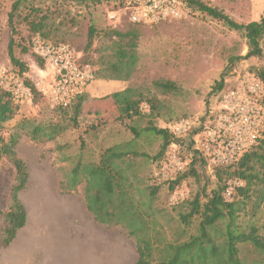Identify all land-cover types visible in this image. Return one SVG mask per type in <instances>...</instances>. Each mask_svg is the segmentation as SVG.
<instances>
[{
    "label": "trees",
    "instance_id": "16d2710c",
    "mask_svg": "<svg viewBox=\"0 0 264 264\" xmlns=\"http://www.w3.org/2000/svg\"><path fill=\"white\" fill-rule=\"evenodd\" d=\"M181 1L234 29L242 30L247 46L245 58L263 56L264 6L257 20L241 24L200 0ZM101 3H113L122 8L135 5L137 0H13L7 15V54L11 63L18 67L19 74L26 69L15 56V46H20L25 52L35 37L51 44H67V26L77 23V11L72 13L71 7L66 5L86 9ZM137 23L101 30L90 23L85 49L91 48L95 39H100L102 43L94 48L98 52L96 59L89 61L85 58L83 62L98 66L94 71L95 77L127 80L132 76L139 60L141 31ZM21 25L25 26L26 36L20 35ZM16 35H19V43L16 42ZM40 63L43 62L40 60ZM260 74L264 81L263 69ZM25 81L32 93V101L37 102L41 95L27 79ZM222 82L215 84L218 89L222 88ZM152 90L164 96L181 92L175 82L158 78L149 86H128L107 95L115 103V122L138 118L145 119V124L140 128L127 125L133 138L104 148L96 161L85 165L78 161L65 174V180L59 181L60 191L72 193L83 183L82 196L94 221L110 228L119 226L134 240L137 260L133 264H264V139L237 161L215 166V183L210 189L200 186L192 195L173 203L177 225L171 236L158 231L148 234L151 226L163 228L154 217L156 209L153 202L159 186L146 187L136 197V176L129 170L138 157L160 163L172 143L182 147L185 136L178 137L168 128L157 126L156 120L163 117L168 106L165 98L159 99ZM81 101L82 96L68 107H54L56 119L39 123L24 120L18 125V130L27 128L25 132L34 142L53 140L78 126ZM143 102L148 106L147 112L141 109ZM13 111L11 94L0 91V160L8 157L15 169L9 206L2 213L0 248L12 241L26 221V212L18 193L26 186L29 175L25 162L15 151L19 133L11 132L7 137L2 134V123L13 116ZM142 135L158 140V149L152 155L138 151L134 146L135 140ZM78 157L81 158V155ZM196 159L192 157L188 162L187 172L167 179L169 192L187 175L197 177L191 164ZM228 187L232 188V192L226 197Z\"/></svg>",
    "mask_w": 264,
    "mask_h": 264
},
{
    "label": "rangeland",
    "instance_id": "374dc122",
    "mask_svg": "<svg viewBox=\"0 0 264 264\" xmlns=\"http://www.w3.org/2000/svg\"><path fill=\"white\" fill-rule=\"evenodd\" d=\"M12 1L0 0V86L2 89L0 91H8L11 94L14 108L13 116L2 123V134L7 137L11 132L18 131L19 139L15 151L25 162L29 177L35 181H64L65 174L78 161L82 165L94 162L104 148L115 143L130 141L133 136L126 126L133 125L140 128L145 124V119L136 118L132 121L125 119L123 123L115 122L114 118L117 115L115 103L107 95L128 86L146 87L158 78L171 80L181 88V92L175 95L164 96L154 90L152 92L159 99L165 98L168 106L163 117L156 120L158 127L169 129V125L178 119L189 121L191 132L184 136L182 147H179L180 154L187 162L179 173L187 172L188 162L192 158L190 136L193 137L195 129L202 122L206 112L215 109L219 93L231 86H239V82L246 74L261 78L260 71L264 70V53L260 58L244 57L247 46L242 30L234 29L200 12L195 7L184 4L180 18L135 22L139 25L141 36L138 45L139 60L132 76L127 80H106L95 77L82 96L81 109L77 118L78 126L66 130L53 140L34 142L26 134L27 128L18 130V125L24 120L39 123L56 119L54 111L56 106H53L35 86L39 75H42L39 70L44 69V65L32 52V45L28 46L25 52L21 51L20 46H15V56L26 69L21 74L8 57L7 15ZM200 1L216 7L233 21L241 24L257 20L264 6V0ZM66 7H71L72 13L77 11V23L67 26V44L74 50L79 61L83 62L85 58L94 61L98 55L94 48L96 49L102 43L100 39H95L92 47L85 49L90 23H94L98 30L123 28L127 23H132L130 15L135 5L117 8L119 6L113 3H101L86 9H78L73 5H66ZM20 33L26 36L27 31L24 25L20 26ZM15 39L19 43V35H16ZM85 63H88L94 71L98 67L90 62ZM25 79L41 95L35 103L32 101L31 91L30 96L26 98H14L12 95L16 81L28 87ZM221 80L222 88L218 89L215 84ZM141 109L143 112L148 111L145 102L141 104ZM158 144V140L153 137L142 135L135 140L134 146L138 151L152 155L158 149ZM79 154L81 158L78 157ZM134 162L129 172L136 176L134 182L137 189L136 197L140 191L146 190V187L159 186L153 202L156 209L154 217L157 223L163 225V228L151 226L149 235L158 231L171 236L177 225L175 210L172 209L173 203L192 195L200 186L205 185L208 190L215 183L213 172L215 165L205 159L194 160L191 164L197 177L187 175L172 192L167 190V179L161 173V162L156 164L140 157ZM174 176L171 178L173 179ZM14 179V166L8 157H3L0 160V233L3 226L2 213L9 206V194ZM82 189L83 183L74 192L82 194ZM115 227L118 235L125 233L123 228ZM132 242H134L133 239Z\"/></svg>",
    "mask_w": 264,
    "mask_h": 264
},
{
    "label": "built area",
    "instance_id": "2783aa9c",
    "mask_svg": "<svg viewBox=\"0 0 264 264\" xmlns=\"http://www.w3.org/2000/svg\"><path fill=\"white\" fill-rule=\"evenodd\" d=\"M183 9L181 0H137L130 20L177 19L182 16ZM32 52L44 65V69L39 70L42 75H39L35 86L53 106L68 107L87 92L95 78L94 69L88 63L80 62L67 44H51L35 38ZM239 83V86H231L219 93L215 109L206 112L193 137L190 136L192 157L199 161L205 159L215 166L229 165L264 139V81L246 74ZM12 95L14 98L29 97L30 88L16 81ZM190 128L186 119H178L169 125V130L178 137L187 135ZM186 165L179 145L172 143L161 160V173L168 179ZM231 192L232 188L228 187L226 197Z\"/></svg>",
    "mask_w": 264,
    "mask_h": 264
},
{
    "label": "crops",
    "instance_id": "0c3cea01",
    "mask_svg": "<svg viewBox=\"0 0 264 264\" xmlns=\"http://www.w3.org/2000/svg\"><path fill=\"white\" fill-rule=\"evenodd\" d=\"M26 221L0 248V264H133L134 242L116 227L94 221L79 192L59 181L32 180L18 193ZM42 257V258H41Z\"/></svg>",
    "mask_w": 264,
    "mask_h": 264
}]
</instances>
